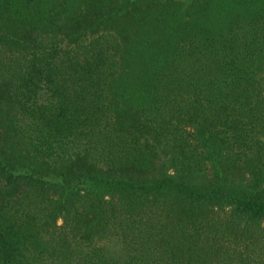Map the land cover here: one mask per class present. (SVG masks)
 <instances>
[{"label":"trees","instance_id":"trees-1","mask_svg":"<svg viewBox=\"0 0 264 264\" xmlns=\"http://www.w3.org/2000/svg\"><path fill=\"white\" fill-rule=\"evenodd\" d=\"M0 264H264V0H0Z\"/></svg>","mask_w":264,"mask_h":264},{"label":"rangeland","instance_id":"rangeland-1","mask_svg":"<svg viewBox=\"0 0 264 264\" xmlns=\"http://www.w3.org/2000/svg\"><path fill=\"white\" fill-rule=\"evenodd\" d=\"M243 175H244V171H242L240 168H237V167L228 168V170H227V176L231 179H234V180L240 179L241 177H243ZM203 177H205V179L207 177V180L210 179L208 174L203 176ZM202 179H204V178H201L198 182H201Z\"/></svg>","mask_w":264,"mask_h":264}]
</instances>
